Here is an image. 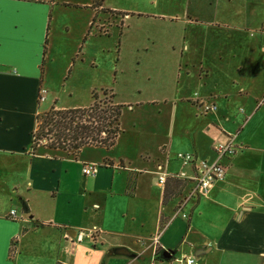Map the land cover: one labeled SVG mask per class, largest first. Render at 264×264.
Wrapping results in <instances>:
<instances>
[{
	"label": "crops",
	"instance_id": "0c3cea01",
	"mask_svg": "<svg viewBox=\"0 0 264 264\" xmlns=\"http://www.w3.org/2000/svg\"><path fill=\"white\" fill-rule=\"evenodd\" d=\"M142 1L5 0L0 264H264V0H210L213 22L206 0ZM155 3L178 26L154 33L165 40L130 27L163 20ZM101 94L121 106L111 147L32 151L39 115ZM229 140L225 179L177 215L195 186L177 155L214 161Z\"/></svg>",
	"mask_w": 264,
	"mask_h": 264
},
{
	"label": "trees",
	"instance_id": "16d2710c",
	"mask_svg": "<svg viewBox=\"0 0 264 264\" xmlns=\"http://www.w3.org/2000/svg\"><path fill=\"white\" fill-rule=\"evenodd\" d=\"M94 104L85 109L50 110L37 117L32 151L41 141L52 151L76 153L85 146L111 147L120 129L121 106L94 95Z\"/></svg>",
	"mask_w": 264,
	"mask_h": 264
},
{
	"label": "built area",
	"instance_id": "2783aa9c",
	"mask_svg": "<svg viewBox=\"0 0 264 264\" xmlns=\"http://www.w3.org/2000/svg\"><path fill=\"white\" fill-rule=\"evenodd\" d=\"M45 91H41L40 100L43 101ZM215 106H208L206 110H214ZM216 159L214 161H207L198 159L194 154L187 153H179L177 157L183 163L184 166H190L193 169V175L190 178L192 182H194L195 186L190 191L189 195L182 201V203L177 208L176 214H181L183 217H187L186 214L183 213L182 209L187 204V202L198 196L202 193H206L211 184L217 181H221L225 179L226 176V168L221 163V160L227 156H231L235 154L237 150V146L234 144L233 140H229L226 143H219L214 147ZM99 164H89L84 165L83 173L85 176H95L99 171ZM185 176V175H183ZM168 175L163 173L159 176L158 183L160 185H164L167 181ZM16 212L12 211L11 216L16 217ZM176 215V216H177ZM79 241L82 239L81 236L78 237ZM158 239V238H157ZM155 240V243H158V240ZM178 264H197V259L195 257H183L176 260Z\"/></svg>",
	"mask_w": 264,
	"mask_h": 264
},
{
	"label": "rangeland",
	"instance_id": "374dc122",
	"mask_svg": "<svg viewBox=\"0 0 264 264\" xmlns=\"http://www.w3.org/2000/svg\"><path fill=\"white\" fill-rule=\"evenodd\" d=\"M109 3L111 5H118V6H122L126 9H143L145 8V3L142 0H109ZM210 4V0H206V16L203 15V17L201 18V20L203 22H208L209 20H212L211 22L214 21L213 15H214V11H213V7L209 5ZM192 7H195V5L193 4ZM148 8V7H146ZM149 10H153V11H158L160 13H164V14H168V15H164L163 20H152V19H141V20H135L132 22V24H130V27H143L144 29L147 30V32H150L149 30H155V31H151L150 33H152V36H150L151 34H148L151 38H159L161 40H165L166 38L161 36V35H156L154 33L156 32H160L161 29L166 31V27H178L175 23H171L170 19L167 17L169 16V13L173 12L169 5L166 4H159V3H155V5ZM178 13H182V10H180ZM138 23V24H136ZM146 32V33H147ZM154 35V36H153ZM146 36V35H145ZM145 36H141L142 38H145ZM109 68L111 69L112 67H114V62L112 61V59H110V63H109ZM136 68L140 69L139 66L136 67L135 65L132 64V70L135 73ZM100 100H110V96L109 95H103L101 94ZM46 142L45 141H41L40 145L38 146V148H44L45 147ZM51 151V150H50Z\"/></svg>",
	"mask_w": 264,
	"mask_h": 264
},
{
	"label": "snow or ice",
	"instance_id": "6c2138e0",
	"mask_svg": "<svg viewBox=\"0 0 264 264\" xmlns=\"http://www.w3.org/2000/svg\"><path fill=\"white\" fill-rule=\"evenodd\" d=\"M5 0H0V23H2V18H3V5H4Z\"/></svg>",
	"mask_w": 264,
	"mask_h": 264
},
{
	"label": "water",
	"instance_id": "95a60500",
	"mask_svg": "<svg viewBox=\"0 0 264 264\" xmlns=\"http://www.w3.org/2000/svg\"><path fill=\"white\" fill-rule=\"evenodd\" d=\"M167 254H168V257H169V258H172L173 255H174V252H173V251H168Z\"/></svg>",
	"mask_w": 264,
	"mask_h": 264
}]
</instances>
